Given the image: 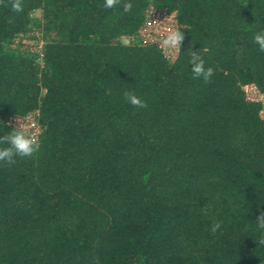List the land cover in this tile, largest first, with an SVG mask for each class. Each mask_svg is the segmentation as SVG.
<instances>
[{"label":"trees","instance_id":"obj_1","mask_svg":"<svg viewBox=\"0 0 264 264\" xmlns=\"http://www.w3.org/2000/svg\"><path fill=\"white\" fill-rule=\"evenodd\" d=\"M12 2L0 0V135L33 111L42 131L33 157L0 162V264H264V100L242 88L264 95V0ZM149 6L188 29L172 61L120 41ZM34 28L41 54L21 44Z\"/></svg>","mask_w":264,"mask_h":264},{"label":"clouds","instance_id":"obj_2","mask_svg":"<svg viewBox=\"0 0 264 264\" xmlns=\"http://www.w3.org/2000/svg\"><path fill=\"white\" fill-rule=\"evenodd\" d=\"M119 3L120 0H104L103 6L106 9H111ZM11 7L16 12L23 11L21 0H13ZM131 8V3H126L124 4L123 11L129 12ZM184 30L188 29L183 27L179 21L169 24L160 35L159 46L162 51L179 55L182 52L181 47L185 39ZM253 39L259 49L264 51V29L257 31ZM189 64L194 78H202L206 83L211 80L213 69L205 66V61L197 50H191ZM125 95L130 104L137 107L145 106L144 101L133 92H127ZM30 128V124L21 122L18 126L12 128L7 135H0V162H6L11 165L16 162L17 157L30 158L39 151L40 139L37 135L32 134ZM256 220L258 228L264 230V213H261ZM220 227L221 224L215 222L211 226V231L216 232Z\"/></svg>","mask_w":264,"mask_h":264},{"label":"built area","instance_id":"obj_3","mask_svg":"<svg viewBox=\"0 0 264 264\" xmlns=\"http://www.w3.org/2000/svg\"><path fill=\"white\" fill-rule=\"evenodd\" d=\"M175 21H177L175 11H169L164 8L158 9L154 8L153 6H149L145 12L144 22L138 29L137 33L135 35L125 36V38H128L131 42L139 43L140 45H154L167 59L172 61L177 55L169 54L167 51H162L161 47L159 46V39L165 28ZM242 88L247 99L251 101H263L264 95L260 93L255 84H245ZM36 115V111L27 113L25 115L12 114L7 117L6 123L14 128L18 126L19 123L26 122L31 125L30 131L32 134L39 137L42 128L38 124ZM261 115L264 116L263 111H261Z\"/></svg>","mask_w":264,"mask_h":264},{"label":"rangeland","instance_id":"obj_4","mask_svg":"<svg viewBox=\"0 0 264 264\" xmlns=\"http://www.w3.org/2000/svg\"><path fill=\"white\" fill-rule=\"evenodd\" d=\"M39 15L40 14L38 13V14H35L34 16L37 17ZM32 31L33 32L30 35H32V36L34 35V37L36 39H33L31 37H25L21 40V44L24 45V47H27L28 50L40 54L41 53V46L43 44L44 39L42 38V35L38 30H37L38 32H36V33H35V31H36L35 28ZM36 36H38V37H36ZM120 39H121L120 41L123 44H129V43L131 44V41L128 38H125V36H122V38H120ZM17 42H20V40L18 38L15 40V44ZM263 100H264V97H263Z\"/></svg>","mask_w":264,"mask_h":264}]
</instances>
